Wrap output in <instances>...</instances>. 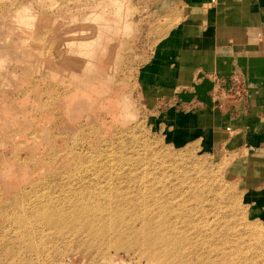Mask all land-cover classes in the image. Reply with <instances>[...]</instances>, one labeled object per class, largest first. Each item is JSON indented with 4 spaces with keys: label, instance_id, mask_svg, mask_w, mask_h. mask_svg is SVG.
Listing matches in <instances>:
<instances>
[{
    "label": "rangeland",
    "instance_id": "rangeland-1",
    "mask_svg": "<svg viewBox=\"0 0 264 264\" xmlns=\"http://www.w3.org/2000/svg\"><path fill=\"white\" fill-rule=\"evenodd\" d=\"M86 1L95 0H0V199L19 200L12 211L31 215L40 201L44 206L65 201L71 188L95 176V165L101 168L98 186L104 189L116 182L128 183L125 180L130 170L136 180H149L161 188L173 189L182 182L186 186L190 184L188 178L201 166L208 174L200 186L205 183L209 188L224 190L219 202H202L210 218L218 214L219 223L226 227L224 236L231 240L250 237L249 230L262 231L264 220L249 212L244 193L224 175L227 161L218 162L217 156L211 154L206 137L199 135L201 130L193 129V135L185 136L179 127L165 124L172 123V112L158 119L154 116H159V111L149 110L143 103L137 70L170 26L168 16L153 19L151 0H128L126 15L122 16L127 31L115 35L114 42L102 48L101 55L98 51L90 58L79 57V50L74 55L70 50L67 63L60 69L57 57L62 52L56 43L68 37L71 27L67 23L75 16H80L74 19V36L78 37L80 30L76 26L92 14V7H83ZM114 8L105 13L104 19H118ZM78 76L89 78L86 89L72 91L70 99L58 101L57 96L70 91ZM115 97L119 103L111 101ZM176 107L188 109L185 105ZM160 119L164 123L159 125ZM41 159L44 169L38 164ZM20 191L26 193L21 199L17 194ZM166 201L174 204L173 200ZM40 211L44 216L50 213L48 207ZM40 228V222L30 217V225L24 228L29 234L25 235L29 237L30 232ZM48 232L40 236L46 239L45 245L52 246L56 235ZM38 237H11L8 242L27 245L32 238L38 242ZM108 246H101L105 254L83 255V249H79L63 258L55 257L48 264H155L143 242L136 241L128 249ZM27 252H23L27 261L22 263V255L17 254L4 259L2 254L0 261L44 264ZM241 254H249L248 259L256 263L262 259L252 250ZM104 255L112 261H105Z\"/></svg>",
    "mask_w": 264,
    "mask_h": 264
},
{
    "label": "bare ground",
    "instance_id": "bare-ground-1",
    "mask_svg": "<svg viewBox=\"0 0 264 264\" xmlns=\"http://www.w3.org/2000/svg\"><path fill=\"white\" fill-rule=\"evenodd\" d=\"M127 3L128 0L86 1L83 7H92V14L83 18L82 23L76 26L80 30L78 37L74 36V19L80 16H75L69 18L71 23H67L71 30L66 39L71 43L66 39L56 43L57 49L62 52V56L57 57L60 69L67 63L70 50L72 55L75 54V50H79V57L90 58L98 51L101 55L102 48L110 47L115 35L127 31V26L122 21V16L127 12ZM81 6L79 5L78 10ZM110 6L115 7L114 14L118 19L112 17L104 19L105 13L111 9ZM105 26L109 27L108 30ZM78 40L80 42L76 43ZM65 47L69 49L66 50ZM51 64L55 65V62L52 61ZM71 71H74V68ZM88 80V77L78 76L70 91H64L57 96L58 101L70 99L72 91H84ZM95 80L99 78L95 77ZM110 99L117 100L116 97ZM126 103L123 101V104ZM41 163H44V159L38 163L39 167L44 169ZM193 164L198 166V162ZM92 168L95 176L81 180L76 187L71 188L65 201L58 203L56 201L45 206L40 201L31 215L12 211V206L19 200L8 202L0 199V256L4 254V259L10 254L22 255L20 259L22 263L27 261V258L23 257V252L31 251L38 261L48 264L52 263L55 257L63 258L73 254L75 250L83 249V255L105 254L101 252V246L110 247L111 244L115 249H128L139 241L148 246L146 254L155 261V264H264V223L262 231L260 228L255 229L256 232L253 230L255 233L249 230L252 232L249 233L250 237L239 236L230 240L228 236H224L226 227L219 223L221 220L218 214L215 213L210 218V212L202 204L206 200L219 202L222 200L220 198L223 197L224 190L209 188L205 183L200 186L208 174L201 166L194 172L193 177L195 176L196 180L189 177V185L183 186L182 182L173 189L155 186L154 182L149 180L138 181L132 170L126 175L125 181L128 183L118 185L116 182L117 184L104 189L98 186L102 181L101 168H96V165ZM55 181H57L55 186H58L59 181L56 179ZM17 194L19 199L26 195L24 191ZM166 200H173L174 204H166ZM44 207L50 209V213L45 216L40 211L44 210ZM30 217L40 222V230L33 234L30 232L31 236H39V241L36 242L32 238L27 245L18 241L9 244L8 240L11 237L20 240L31 237L25 235L29 233L24 229L30 225ZM46 231H49L50 235H56L52 246L47 243L45 245L46 239L40 236L42 232L46 234ZM123 237H126L125 240ZM250 250L262 258L257 261L258 263L248 259L249 254H241ZM103 257L105 261H112L105 255ZM0 264L6 263L0 261Z\"/></svg>",
    "mask_w": 264,
    "mask_h": 264
},
{
    "label": "crops",
    "instance_id": "crops-1",
    "mask_svg": "<svg viewBox=\"0 0 264 264\" xmlns=\"http://www.w3.org/2000/svg\"><path fill=\"white\" fill-rule=\"evenodd\" d=\"M150 14L170 26L137 70L144 105L185 136L201 130L264 220V0H151Z\"/></svg>",
    "mask_w": 264,
    "mask_h": 264
}]
</instances>
